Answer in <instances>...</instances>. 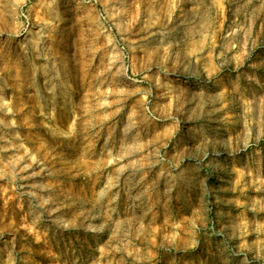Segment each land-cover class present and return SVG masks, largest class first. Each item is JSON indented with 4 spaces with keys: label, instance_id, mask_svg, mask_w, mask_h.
Segmentation results:
<instances>
[{
    "label": "rangeland",
    "instance_id": "obj_1",
    "mask_svg": "<svg viewBox=\"0 0 264 264\" xmlns=\"http://www.w3.org/2000/svg\"><path fill=\"white\" fill-rule=\"evenodd\" d=\"M0 264H264V0H0Z\"/></svg>",
    "mask_w": 264,
    "mask_h": 264
}]
</instances>
